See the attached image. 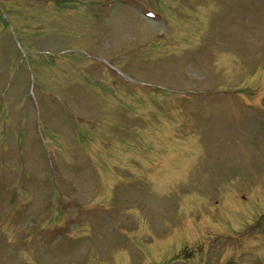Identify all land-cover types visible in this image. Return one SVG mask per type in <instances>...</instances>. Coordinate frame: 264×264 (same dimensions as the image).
Returning <instances> with one entry per match:
<instances>
[{
  "label": "rangeland",
  "instance_id": "rangeland-1",
  "mask_svg": "<svg viewBox=\"0 0 264 264\" xmlns=\"http://www.w3.org/2000/svg\"><path fill=\"white\" fill-rule=\"evenodd\" d=\"M0 264H264V0H0Z\"/></svg>",
  "mask_w": 264,
  "mask_h": 264
}]
</instances>
